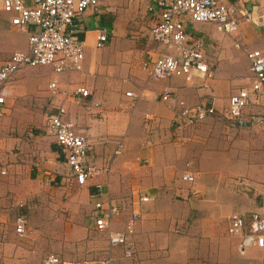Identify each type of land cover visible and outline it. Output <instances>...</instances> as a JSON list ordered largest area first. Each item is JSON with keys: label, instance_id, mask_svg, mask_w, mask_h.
I'll list each match as a JSON object with an SVG mask.
<instances>
[{"label": "rangeland", "instance_id": "374dc122", "mask_svg": "<svg viewBox=\"0 0 264 264\" xmlns=\"http://www.w3.org/2000/svg\"><path fill=\"white\" fill-rule=\"evenodd\" d=\"M153 2L106 0L102 5L105 14L114 13V31L128 39L121 40L124 45L120 48L130 49L132 43L133 50L146 49L147 38L153 36L155 16L149 11ZM155 8L159 6L155 4ZM2 22L6 28L0 26V64L10 56L7 52L19 45L18 39L26 35L12 30L6 19ZM199 26L211 30L213 25ZM108 31L112 33L113 28ZM211 43L207 41L204 48L210 49ZM57 75L49 66L24 67L17 72L8 83L9 110L0 122V225L5 227L1 234L27 249H36L39 263L32 264H43L51 253L80 262L109 264H264V249L252 246L243 254L240 237L227 231L231 211L238 210L247 218L253 205L259 203V187L264 186V122L251 118L258 117L252 110L239 121L225 115V104L198 125L184 128L186 134L180 132L182 138L176 141L189 147L187 157L195 155L194 160L179 164L174 185L163 198L145 206L136 221V234L131 236L132 255L126 254L124 246H112L107 232L94 230L86 193L73 181L40 187L43 196L52 200L51 207L57 214L51 209L45 215L47 204L43 200L35 201V208L29 206V198L38 190L32 167L34 163L42 167L40 164L47 160L46 148L51 145L46 125L54 104L48 83ZM224 160L227 164L221 165ZM184 172H201V176L204 172L205 177L187 183L181 179ZM221 174H228L227 193L220 188L226 187ZM195 189L198 194L192 193ZM21 214L26 215L31 228L24 236L14 231ZM127 218L124 214L117 223L124 224ZM12 258L0 256V264H18Z\"/></svg>", "mask_w": 264, "mask_h": 264}, {"label": "crops", "instance_id": "0c3cea01", "mask_svg": "<svg viewBox=\"0 0 264 264\" xmlns=\"http://www.w3.org/2000/svg\"><path fill=\"white\" fill-rule=\"evenodd\" d=\"M225 1L232 3L239 10L238 16L241 24L237 38L242 47L249 50L259 49L264 51V0ZM113 17L114 13L105 14V8L101 6L98 9L87 10L81 19L77 20V35L80 38H86V58L83 69L57 73L59 75L54 77L63 89L68 90V98L55 97L50 93L49 85L54 80L53 78H50L48 83V92L54 104L51 113L55 111L58 104L62 101L65 102L67 117L86 131L92 145L87 162L99 166H110V173H102L92 182L101 183L104 192H109L108 195L103 197L104 200H108V197H110L123 206L121 217L127 214L128 221L133 211L139 210L142 215L145 206L150 201L160 200L165 196L167 190L175 183L177 177L175 175H178L179 164L187 162V160H194L195 155L187 157L189 147L176 141L182 138L179 137L180 132L186 134L184 130L191 126L188 123L183 124L185 118L180 116L183 108L180 103L183 101L188 107L203 103L208 106L214 105L219 110L226 104L227 108L229 97L239 89L250 87L254 76L250 70L245 50L242 47H237L234 39L230 35L219 31L214 23H196L191 26L194 38L200 39L203 47L207 41L208 43L209 41L212 42L209 44L210 49H207L206 45V48H204L210 70L209 75L202 77L194 72L191 79L175 75L152 76L143 67V63L145 60L155 57L162 50V46L152 40L153 37L151 36L147 38L146 49L133 50L132 43H128L131 46L130 49L120 48L124 45L121 40L127 41L128 39L114 31L116 22ZM11 18L12 14L0 10V26L2 28H6L5 22H2L3 19H6L12 30L26 35L18 39L17 45H19L14 49H10L7 56L15 51L28 49V37L32 30V28L25 30L13 26ZM199 24H211L213 26L211 30H202ZM109 28H113V34L108 31ZM100 30L109 32L108 40L104 46L97 47L96 40ZM7 86L8 84L4 89V93L8 100ZM81 86L91 91L89 97L75 94V90ZM128 92H132L134 95H128ZM166 93H170L169 100H163L162 98ZM251 110L255 113L254 115H258V117L252 116L251 118L264 122L260 118L263 111V101L258 100L257 102L255 98L245 109L242 117L235 120L242 121L244 114ZM195 124L198 125L199 123ZM46 137L51 144L50 147L46 148L45 156L47 160L40 164L42 167H37L38 164L34 163L35 165L31 170L32 177L36 179L35 184L38 185V188L35 189H38L39 193L34 191L35 193L29 198V206L31 207L35 208L37 206L35 201L43 200L47 204L43 208L45 215L52 209V200L43 196L40 187L46 186L48 188L49 184H64L66 180L75 182L72 170L65 161L61 147L53 138ZM173 140L175 142H172ZM192 140H195V136ZM116 150H120V154H116ZM224 163L227 164V161L224 160L221 165ZM135 172L139 173L138 177L137 174H135L136 177L133 176ZM221 172L224 171L221 170ZM185 173L192 172H184L181 176L183 181H185L183 179ZM225 175L221 174L220 178H223L222 183L226 187L221 186L220 188L227 193L230 183L227 182L228 174ZM127 176L130 178L128 181H126ZM194 176L195 179L198 177L200 180L205 177L204 172L203 176H201V172L196 173ZM121 184L124 186L122 187ZM200 185L203 187L204 184ZM81 187L86 193L87 201L92 208L90 218L93 228L98 231L94 225L93 203L89 198V193L94 187L89 185ZM205 188L206 185H204ZM258 192H260L258 193L259 203L253 205L248 217L252 212L264 213L263 185L259 187ZM192 193L198 194V190L195 189ZM142 195H147L150 201L139 202ZM136 198H138V201ZM130 210H132L131 213ZM55 213L57 214V212ZM234 214L245 215L238 212V210L231 211L230 215ZM24 216L26 217V215ZM121 217L117 220L121 221ZM117 220L113 221V228L123 229L126 223L120 224L117 223ZM136 223L135 232L138 227ZM122 226L124 227L122 228ZM3 230H5V227L4 224H1L0 256L2 258L7 259L16 256L17 259L12 258V260L18 264L39 263L36 249L32 250L33 247L27 249L21 245V242L12 240V238L5 239L1 234ZM29 230L31 228H29L28 221L26 234ZM33 230L38 229L34 227ZM133 251L134 243L132 241L130 255Z\"/></svg>", "mask_w": 264, "mask_h": 264}, {"label": "built area", "instance_id": "2783aa9c", "mask_svg": "<svg viewBox=\"0 0 264 264\" xmlns=\"http://www.w3.org/2000/svg\"><path fill=\"white\" fill-rule=\"evenodd\" d=\"M106 0H0V10L12 14L11 23L20 29L32 28L28 37V49L13 52L0 66V122L5 117L9 103L4 89L17 71L23 67L49 66L56 73L80 71L86 58V38L77 35L76 22L89 9L100 8ZM155 4L159 6L156 10ZM149 11L155 16L152 29L153 39L160 43L162 50L155 57L144 61L143 67L152 76H185L191 79L194 72L200 76L210 74L206 53L200 39L191 31L195 23H214L217 29L230 35L237 47L240 30L239 10L225 0H154ZM108 40V32L100 30L96 46L102 47ZM249 60L254 80L250 87L239 89L229 97L225 115L231 119H240L245 109L255 98L263 101L260 118L264 121V51L249 50L242 47ZM53 96L68 98L69 92L63 89L58 80L49 85ZM75 94L89 97L91 91L78 87ZM128 95H134L128 92ZM169 100L170 93L162 96ZM181 117L188 124H195L215 112V106L199 104L188 107L182 101ZM46 133L61 147L67 165L72 170L74 181L80 186H93L89 198L93 203L94 225L98 231L107 232L112 246H124L126 254H131V236L135 233V222L141 216L139 210L133 211L123 229H114L112 223L123 214V206L103 197V185L92 182L102 173H110V166L89 164L87 158L92 148L86 131L67 117L65 102L56 106L49 114ZM120 154V150H116ZM6 172V171H3ZM183 179L193 182L195 176L185 173ZM104 195V196H103ZM150 198L142 195L139 202H148ZM27 218L19 215L15 222V231L20 236L26 234ZM227 231L240 237V251L245 253L250 247L264 249V213L252 212L246 218L241 214L229 217ZM110 261L80 262L66 259L57 254H49L43 264H109Z\"/></svg>", "mask_w": 264, "mask_h": 264}]
</instances>
